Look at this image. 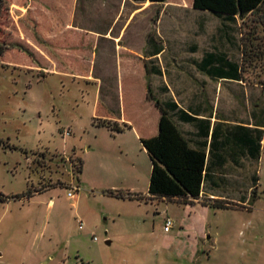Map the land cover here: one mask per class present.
<instances>
[{
  "label": "rangeland",
  "instance_id": "374dc122",
  "mask_svg": "<svg viewBox=\"0 0 264 264\" xmlns=\"http://www.w3.org/2000/svg\"><path fill=\"white\" fill-rule=\"evenodd\" d=\"M221 28L193 0H0V264H264V144L234 180L218 176L213 200L144 141L158 130L148 86L264 124V55L218 96L216 80L186 73L214 47L243 59L250 23L231 42ZM155 160L179 192L160 187Z\"/></svg>",
  "mask_w": 264,
  "mask_h": 264
},
{
  "label": "crops",
  "instance_id": "0c3cea01",
  "mask_svg": "<svg viewBox=\"0 0 264 264\" xmlns=\"http://www.w3.org/2000/svg\"><path fill=\"white\" fill-rule=\"evenodd\" d=\"M238 22L239 20L235 22L222 19L221 33L230 42L233 38L230 30H232ZM69 25L70 24H67V26ZM200 26L203 27L204 25L201 24ZM162 47L164 50V46ZM162 47L159 44H155L154 48L149 51L147 58L150 60L158 58L162 54ZM190 51H192V53H197L198 48L196 45H193L190 47ZM241 52V57L243 58L242 43ZM207 53H213V55H207ZM206 58L207 62L206 60L204 61ZM192 59L195 68H190L191 72L186 73L201 74L216 80L219 84L218 94L216 93L217 96L219 95V91L221 95V90L225 87L224 83L226 81L235 83L242 81L218 77L227 73L229 67H234L231 63L242 62V59L240 61L233 58L225 49L223 50L219 47H214V49L203 51L202 55L197 58L193 56ZM221 61L225 62L226 65L224 64V66H221ZM146 66L147 65H145L146 75L150 71L155 74H164L162 69L158 67L148 69ZM205 81L206 80H203V82ZM162 89L165 92H169V89L166 86L162 87L161 90ZM214 89L216 92L217 88L215 87ZM171 93L172 95L170 97L159 101L172 117L174 124L181 131L187 142H182L175 131L171 130L167 135H172L174 138V146L177 150L182 152L184 151V148L186 149L185 152L187 154L183 158V165L187 168H199L202 171L203 182L201 185L200 196L213 200H223L225 199L224 195L214 192V190L221 185L218 176L222 178L223 182L227 183L228 181H232L236 178L234 170H237L239 166L241 167L245 163H250L252 165V160L259 158L260 151L264 144V131L260 139L258 128L264 130V124L256 118H251L252 120L245 122L241 118H238L237 115H235L236 117L234 118L224 117L223 114L221 115L219 113V109L217 108L220 104V98L217 100H209L208 98L199 99L194 95L192 99H187V103H185V101L180 100L175 93ZM146 98L154 103L159 109V116L157 117L158 130L155 134L149 137H144V140L158 138L161 132L160 121L162 117L161 109L153 100L148 99V91L146 92ZM214 103L216 106H214ZM182 114L183 116L184 114H190L195 118L192 121H186L183 119ZM154 147L156 148L157 145H154ZM201 147L205 149H200ZM188 154L190 157L187 156ZM218 172L220 173L218 174Z\"/></svg>",
  "mask_w": 264,
  "mask_h": 264
},
{
  "label": "trees",
  "instance_id": "16d2710c",
  "mask_svg": "<svg viewBox=\"0 0 264 264\" xmlns=\"http://www.w3.org/2000/svg\"><path fill=\"white\" fill-rule=\"evenodd\" d=\"M139 2L152 1V2H166L167 0H135ZM193 6L196 9L211 11L216 14L218 17L230 21L237 22L241 19L244 23H250V31L246 38V41H243V59L241 63H231L234 67H229L227 73L222 76V78H229L235 80H243V73L245 71V61L246 58H249L248 61L252 65L258 63L264 55V44L262 45L260 38L264 37V0H193ZM263 36H260L262 35ZM163 50V47L161 48ZM1 52V51H0ZM213 55V53H207V55ZM213 58V57H212ZM207 58L204 59V61ZM216 60V59H215ZM212 61V60H210ZM212 63V62H211ZM225 62L221 61L220 65L224 66ZM226 65V64H225ZM228 65V64H227ZM241 68V71H240ZM215 77V76H214ZM151 86H148V99L153 100L156 105L162 111V117L160 121V135L158 138H152L144 140L146 144L151 148L155 153L159 161L168 166L172 171L176 172L179 176V180L183 183L185 188L189 191L192 197L198 198L201 193V185L203 182L202 171L199 168H187L183 165V158L186 156L185 148L184 151L180 152L174 146V138L172 135H167L169 131L177 132L178 136L182 142H187L186 138L182 135L181 131L174 124L172 117L169 115L167 110L160 104L159 99H157L152 94ZM182 117L186 121H192L195 117L190 114H182ZM108 123L105 121L104 124ZM115 123L118 124L117 121ZM124 123V122H123ZM109 124H111L109 122ZM127 126H130L128 123H124ZM264 126V125H263ZM118 129H121V126H115ZM260 133L259 138L261 139L263 134V129H259ZM214 134V131H213ZM213 143V139H212ZM157 145V149L154 147ZM200 149H205L201 147ZM190 157V155H187ZM155 169H158V182L162 185L161 188L172 190L175 189L176 192H179V186L173 182V180L166 178L164 174V168L161 167L157 160H155ZM78 172L83 170V160L79 158L77 163ZM166 192V191H164ZM157 192L151 191V195H156ZM168 196V195H161ZM169 197V196H168ZM185 197H190L185 195ZM219 203V202H218ZM222 205H226L222 203Z\"/></svg>",
  "mask_w": 264,
  "mask_h": 264
},
{
  "label": "built area",
  "instance_id": "2783aa9c",
  "mask_svg": "<svg viewBox=\"0 0 264 264\" xmlns=\"http://www.w3.org/2000/svg\"><path fill=\"white\" fill-rule=\"evenodd\" d=\"M69 133V132H68ZM79 186H73L71 185V187H69V196L70 197H75L76 195V192L78 191V188ZM172 226V221L170 220V218H168L166 221H165V229L166 230H169V228ZM82 227V225H81ZM95 239L97 240V237H95Z\"/></svg>",
  "mask_w": 264,
  "mask_h": 264
},
{
  "label": "water",
  "instance_id": "95a60500",
  "mask_svg": "<svg viewBox=\"0 0 264 264\" xmlns=\"http://www.w3.org/2000/svg\"><path fill=\"white\" fill-rule=\"evenodd\" d=\"M107 243H108V244H110V243H111V241H110V240H107Z\"/></svg>",
  "mask_w": 264,
  "mask_h": 264
}]
</instances>
